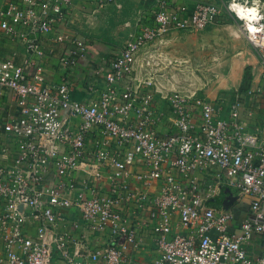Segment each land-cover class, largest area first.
<instances>
[{"label": "built area", "instance_id": "obj_1", "mask_svg": "<svg viewBox=\"0 0 264 264\" xmlns=\"http://www.w3.org/2000/svg\"><path fill=\"white\" fill-rule=\"evenodd\" d=\"M69 3L0 8V25L25 44L33 66L0 60V94L10 96L0 105V264H264V124L248 121L264 100V0H195L192 12L162 5L118 51L97 101L75 97L65 80L50 82L37 59L45 54L37 36L67 22ZM241 7L255 11L242 16ZM224 16L240 22L258 54L261 80L249 101L239 90L225 106L163 91L150 76L130 82L142 47ZM78 48L61 63L76 65L86 40ZM239 198L249 208L237 223L231 205ZM132 201L145 221L122 210ZM143 249L157 256L138 258Z\"/></svg>", "mask_w": 264, "mask_h": 264}, {"label": "crops", "instance_id": "obj_2", "mask_svg": "<svg viewBox=\"0 0 264 264\" xmlns=\"http://www.w3.org/2000/svg\"><path fill=\"white\" fill-rule=\"evenodd\" d=\"M10 1L21 0H0V8L6 6ZM195 0H70L67 7V22L59 24L54 28L41 33L37 36L38 41L42 44L45 54L38 59L42 64L46 73L47 79L50 82L65 80L72 88V93L77 98H88L89 100L97 101L101 93L107 88L106 73L111 70V62L128 41H130L146 23H153L156 13L162 5L166 4L172 8H180L187 6L192 12ZM222 23H236L239 27L240 22L232 17L224 16L217 23L209 26V29L222 25ZM205 29V30H206ZM197 30H172L152 43L142 47V52L139 54L136 64L138 73V60H141L143 54L150 49H164L166 54H170V49H183L181 43H177L176 39L181 36L193 39L194 33ZM204 31V30H202ZM233 45L237 47L238 40L241 36L238 30L232 29ZM61 32H68L71 36L69 40H58L57 36ZM243 34V33H242ZM244 35V34H243ZM245 37V35H244ZM243 46L239 43V49H252L254 52L255 64L252 80L248 89H254L261 80V67L259 65L258 54L249 40L245 37ZM86 40L88 44V52L85 57H79L78 63L74 66H65L61 63V57L69 51H78V41ZM236 41L237 45L234 43ZM185 52V51H183ZM147 54V53H146ZM145 57V56H143ZM13 59L16 64L23 65L29 71L33 69L30 58L26 52L25 44L19 41L15 34H10L0 25V60ZM176 59V58H175ZM134 73V74H135ZM244 74H241V82H243ZM142 77H133L130 81L134 86H138ZM148 87L142 86L139 88L142 92ZM239 91L244 93V99L249 101L248 91ZM171 91V90H170ZM238 90L235 91L234 97ZM159 95V94H158ZM9 93L6 91L0 94V105L4 104L9 99ZM225 99L216 100L222 102L225 106L232 101L226 102ZM262 106L264 107V100ZM258 110L256 117L248 119L252 128L257 125L264 124V108ZM160 108L165 111L168 105L165 101L161 102ZM133 186L136 189L145 188L144 184L137 179H132ZM164 183L163 178L155 179L149 187L151 193H158ZM111 184L110 180L105 177L103 181L104 192L109 191ZM223 196L220 202H223ZM128 214H137L141 221L147 219L145 209H140L135 202H130L126 206H121ZM232 210L236 215L237 223H240L248 211L249 202L247 198H239L237 203L231 205ZM150 242L152 239L150 238ZM157 256V251L152 249H143L137 253V257L152 258Z\"/></svg>", "mask_w": 264, "mask_h": 264}, {"label": "rangeland", "instance_id": "obj_3", "mask_svg": "<svg viewBox=\"0 0 264 264\" xmlns=\"http://www.w3.org/2000/svg\"><path fill=\"white\" fill-rule=\"evenodd\" d=\"M215 28L192 32L193 39L178 37L176 42L183 49H170V54L164 49H150L138 60L135 75L154 78L158 89L163 91L179 90L211 100L225 99V103L232 101L243 83L239 85L241 74L247 67L250 74L254 72V51L239 49V43L243 46L247 41L236 23H222ZM232 29L241 34L238 40L242 41L238 45L234 41L237 47L232 42Z\"/></svg>", "mask_w": 264, "mask_h": 264}, {"label": "trees", "instance_id": "obj_4", "mask_svg": "<svg viewBox=\"0 0 264 264\" xmlns=\"http://www.w3.org/2000/svg\"><path fill=\"white\" fill-rule=\"evenodd\" d=\"M249 69L250 67H247L246 71L244 72L243 83L240 88L242 91H245L249 88L250 81L252 80V74H250Z\"/></svg>", "mask_w": 264, "mask_h": 264}, {"label": "bare ground", "instance_id": "obj_5", "mask_svg": "<svg viewBox=\"0 0 264 264\" xmlns=\"http://www.w3.org/2000/svg\"><path fill=\"white\" fill-rule=\"evenodd\" d=\"M240 11H241L242 16H249V13L254 12L255 10L254 9H249L250 12L249 11H244V8L241 7Z\"/></svg>", "mask_w": 264, "mask_h": 264}]
</instances>
